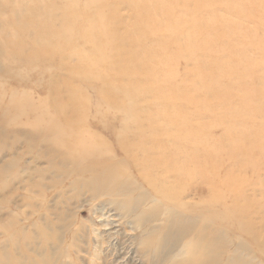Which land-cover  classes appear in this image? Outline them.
<instances>
[{
	"label": "rangeland",
	"instance_id": "obj_1",
	"mask_svg": "<svg viewBox=\"0 0 264 264\" xmlns=\"http://www.w3.org/2000/svg\"><path fill=\"white\" fill-rule=\"evenodd\" d=\"M0 264H264V0H0Z\"/></svg>",
	"mask_w": 264,
	"mask_h": 264
},
{
	"label": "bare ground",
	"instance_id": "obj_2",
	"mask_svg": "<svg viewBox=\"0 0 264 264\" xmlns=\"http://www.w3.org/2000/svg\"><path fill=\"white\" fill-rule=\"evenodd\" d=\"M50 21V20H49ZM46 25V26H48V24L46 23V22H44V21H42V25ZM43 27H45V26H43ZM45 28H49V29H52L51 27H45ZM50 32H51V30H50ZM43 38H47V36H45L44 35V37ZM114 49H116V46L114 47ZM171 144L172 145H174L175 146V142H171ZM118 147H119V150H118V152H119V156H121V157H124L125 159H127V147H129V146H124L123 144H121L120 142L118 143ZM82 152V151H81ZM96 152V150L94 149V148H92L91 150L90 149H84V151H83V155H90V154H92V153H95ZM177 153H175V151H173L172 150V153L170 154V157L171 156H174L175 157V155H176ZM145 155L146 156H148L149 155V153L147 152V151H145ZM131 157V156H130ZM131 159H133V157H131ZM130 160V159H129ZM134 164V163H133ZM135 166V165H134ZM160 169H162V170H159V171H161L162 173H161V175H163L164 173H167L168 171H166V169H164L163 167H161L160 166ZM173 172H176V170H177V168L176 167H172V168H170ZM114 170L116 171L117 170V168L116 167H114ZM102 171H103V169H102ZM102 171H98V169H95V170H93L92 171V175H94V174H96V173H98V172H101V174H105L106 173V171H104V172H102ZM110 173H113V170H110ZM175 179V178H174Z\"/></svg>",
	"mask_w": 264,
	"mask_h": 264
}]
</instances>
